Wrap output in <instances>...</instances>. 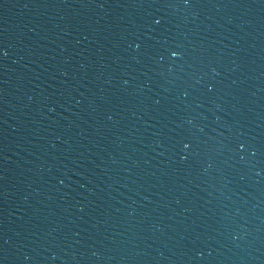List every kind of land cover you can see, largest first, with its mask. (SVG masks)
Listing matches in <instances>:
<instances>
[{
  "label": "water",
  "instance_id": "water-1",
  "mask_svg": "<svg viewBox=\"0 0 264 264\" xmlns=\"http://www.w3.org/2000/svg\"><path fill=\"white\" fill-rule=\"evenodd\" d=\"M0 264H264V0H0Z\"/></svg>",
  "mask_w": 264,
  "mask_h": 264
},
{
  "label": "snow or ice",
  "instance_id": "snow-or-ice-1",
  "mask_svg": "<svg viewBox=\"0 0 264 264\" xmlns=\"http://www.w3.org/2000/svg\"><path fill=\"white\" fill-rule=\"evenodd\" d=\"M184 3L188 5L189 0H184ZM160 24H161L160 18H155V17L152 18V25L159 26ZM152 31L154 32L155 29L153 28ZM131 36H133L134 38L131 39V42L129 44L130 48L134 45L135 49L139 51L141 47H144L147 53L153 54L154 57H159L158 62H163L165 60V57L167 56V60L170 62V64L173 67L177 65V61L173 58L180 56V49L179 47L176 48L171 47L170 42L168 41L167 38H164L162 43L160 41H157L155 44H152L151 41L156 40L155 35L151 36L147 40H143L141 43L137 42V41H141V36H138L135 33H133ZM4 54L6 55V53ZM209 92H211V89H209ZM184 95L185 97H187L189 93L185 91ZM193 144H194L193 135L190 131H186L181 134V138L177 141V145H182L181 151L185 153L183 159L187 160L189 156L192 154L191 150ZM235 145L236 147L234 151L237 152H240L241 150H245L248 147L247 142L239 138L236 139ZM180 153L181 152L179 151L177 154L179 155ZM253 155H255V152L253 153ZM241 159H243V157H241Z\"/></svg>",
  "mask_w": 264,
  "mask_h": 264
}]
</instances>
